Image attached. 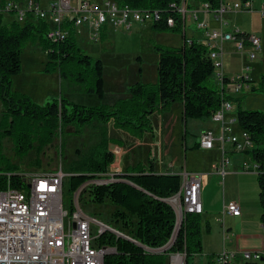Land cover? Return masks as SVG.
<instances>
[{
	"label": "trees",
	"instance_id": "16d2710c",
	"mask_svg": "<svg viewBox=\"0 0 264 264\" xmlns=\"http://www.w3.org/2000/svg\"><path fill=\"white\" fill-rule=\"evenodd\" d=\"M114 1L121 7L158 10L166 17L174 16L178 22L176 28L161 24L153 25V29L183 33L179 16L169 9L180 0ZM190 1L210 4L212 10L220 4V0ZM189 8L193 9L190 5ZM3 19L4 15L0 13V102L4 109L0 120V190L26 188L19 175V166L4 153L6 138L12 139L15 156L22 160L33 150L40 155L69 126L76 128V135H80L85 127L98 126L101 142L70 168L73 174L70 190L75 193L99 175L109 173L115 163V155L109 148L107 126L110 122L130 136L143 138L154 132L150 117L169 112L175 104L183 105L185 120H201L211 119L223 102L222 91L209 83L214 68L208 58V48L197 39L188 44L184 36L181 47L155 46L158 62L154 84L138 82L129 86L128 97L112 106L77 104L62 93L45 104H39L31 96L13 90V79L22 72V55L29 44H38L47 55L45 72L59 73L60 80L75 86L72 89L75 94L104 98L103 62L84 52L73 35L63 42H51L47 38L49 26L44 21L20 24L13 20L7 25ZM249 35L243 32L238 38L246 39ZM250 88L252 93L264 94V74L258 82L252 81ZM226 99L238 104L239 128L248 132L253 142V148L246 154L259 165L256 175L264 228V111L243 110L242 98L226 96ZM115 178L111 184H92L87 189L94 204L102 205L108 201L119 208L113 215L114 220L136 242L111 232L100 235L97 244L115 251L105 257L104 264H167L171 254H184L186 264H191L190 257L203 253L204 226L200 215H187L173 246L164 253L154 252L166 246L174 233L176 215L166 200L180 190V175L160 174L155 168L140 163L128 167L123 174H116ZM205 231L211 232L208 226ZM217 256H207L204 264H217Z\"/></svg>",
	"mask_w": 264,
	"mask_h": 264
},
{
	"label": "built area",
	"instance_id": "2783aa9c",
	"mask_svg": "<svg viewBox=\"0 0 264 264\" xmlns=\"http://www.w3.org/2000/svg\"><path fill=\"white\" fill-rule=\"evenodd\" d=\"M255 1L220 0L216 10H212L207 3H203L200 9H190L189 0H180L178 4L169 6V9L179 16L184 36L189 16L197 28L204 31L200 42L209 50L208 58L214 68L213 76L222 91L223 102L211 117V121L219 126V131L216 133L208 130L202 134L200 147L204 150L218 147L221 150L223 160L216 172L222 178L226 176L230 164L225 149L227 144L233 146L237 152L246 153L253 148L249 133L235 128L238 121L232 112L236 102L226 99V96L235 99L242 92L250 91L251 68L247 66L241 74L228 78L224 72L225 46L232 44L235 54L247 56L250 61H255L263 50L262 38L259 35L250 34L248 38L243 39L238 38V34L243 33L241 30L228 31L229 23L225 16L254 11L264 16V4L261 3L258 9ZM0 13L13 14L14 21L20 24L40 20L46 22L49 26L47 38L54 43L63 42L71 35L75 38L86 36L88 42L98 43L102 41L108 27L116 31H130L134 24H163L176 28L178 23L174 16L166 17L162 11L121 7L114 0L103 3L92 0H53L48 7H44L40 0H0ZM206 15H211L219 28L210 29L208 21L204 18ZM191 40H187V43L190 44ZM228 86L233 88L232 92L227 91ZM258 169L256 162L252 166L244 164L245 172L256 174ZM19 175L26 185L24 190L12 187L0 190V264H104L105 257L115 251L97 244L99 236L107 232V225L92 220L81 209L78 198L85 186L70 198L66 208L67 176L61 167L46 174ZM115 180V174L109 172L99 175L90 185H108ZM181 180L178 193L168 199L176 215L177 228L182 226L187 215L204 213L201 176L184 172L181 174ZM225 215L241 217L240 205L237 202L228 204L223 209V216ZM222 222L224 224V220ZM93 224L99 225V235L96 238H93L92 234ZM115 231L120 233L117 229L109 232L118 236ZM176 257L179 256L171 257V264H177L174 261ZM216 263L264 264V253L237 254L223 251L217 256Z\"/></svg>",
	"mask_w": 264,
	"mask_h": 264
},
{
	"label": "rangeland",
	"instance_id": "374dc122",
	"mask_svg": "<svg viewBox=\"0 0 264 264\" xmlns=\"http://www.w3.org/2000/svg\"><path fill=\"white\" fill-rule=\"evenodd\" d=\"M41 1L46 4L50 3L51 0ZM92 1L96 3H103L107 0ZM261 3L264 4V0H256V8L259 9V4ZM189 5L192 8H201L203 3L198 1L193 3L189 0ZM14 19L15 16L13 14H5L3 21L5 24L10 25ZM225 20L229 23V27L227 29L228 31L232 32L234 29H238L243 32L259 35L262 38L263 47L262 54L259 55L255 61H250L247 56L236 55L235 57L232 54H229L231 44H227L225 46L226 54L224 60L226 63V72L230 74L229 77H232L235 73L241 74L243 69L249 66L251 68L250 77L259 80L261 75L264 74V16L256 11L240 12L226 15ZM209 26L210 29L219 28V25L213 21L209 22ZM186 31L188 37L201 38L203 37L202 34H204V31L197 28L196 23L191 20L190 16L188 17ZM184 39V33L182 32H157L155 29H153V27L150 26V24L146 26L134 24L130 31H116L108 27L104 37L102 38V41L98 43L88 42V38L86 36L83 38L78 37L76 38V41L81 49H83V51L88 55L95 59L102 60L104 67V91L106 94V98L104 95L105 102L110 105H114L120 99H125L128 97L129 86L138 82L153 84L156 82V62L158 59L154 51L156 45L181 47L183 45ZM187 40H189V38H186V41ZM47 63L48 57L38 44H29L27 46L22 55V72L15 76L17 77L15 79V83L17 86H19L28 82L32 87L29 90L31 94L26 92L22 93L31 96L35 102H43V104L51 101L55 97L60 96V92H62L63 96L67 97L70 101L81 105L88 104L86 106H93L94 101H97V103L99 102L98 105L105 103L103 102L104 98H99L98 96L91 97L94 101H86V98L89 97L86 94H83V96L75 94L71 95V91L75 86L71 85L68 81L60 80L59 73H46L45 67ZM251 82L252 80L249 81V84ZM209 83L214 87L219 88L214 76H212V78L209 80ZM125 89L127 90L125 91ZM13 90L16 91L14 89V81ZM227 91L232 92L233 88L229 87L227 88ZM238 98H242L241 108L243 110L264 111V94L244 91L239 94ZM99 100L102 102L101 104ZM238 109V104L235 103L234 111L232 113L236 118ZM3 111L4 109L2 103L0 102V120ZM152 117L153 118L151 122L153 127L156 129V131L154 130L155 135L159 139L160 132L156 125L158 123L160 125L163 120L161 119L160 114L158 115V113L154 114ZM186 121L188 130L187 142L190 145L194 143V141H200L201 135L210 129L216 133L219 131V126L214 124V122L210 119H188ZM96 127L98 126L94 125L93 127H85L84 129H86L87 137L83 139L81 136L84 133V129L80 135H76V128L69 126L64 129L63 133H59L54 139V142L48 147H45L40 155H37L36 151L33 150L30 152L28 157L22 160L15 156L12 139L6 138L3 144L4 153L12 160L13 163L19 166V174L22 175H29L32 173L46 174L61 167L67 176L65 179V206L67 208L70 198L77 193L75 192L72 194L70 190V178L73 176V174L70 173V168L101 142L102 134L101 131ZM115 128L120 130L116 125ZM235 128L239 130V125H235ZM107 130L109 133L108 126ZM120 131L126 134L129 138H137L130 136L122 130ZM93 132L96 135L91 134ZM150 137L153 136L148 135V138ZM114 142L118 145H122V143H118L117 141ZM225 147L227 149L226 151L229 152L228 156L231 163L230 167H233L236 173L234 176L227 178L225 187H221L220 184H216L217 187H220V189L216 188V196H218L220 193L225 194L227 199L226 203L228 204V202L231 200L237 199L239 195H243V204H240L242 211L244 209L254 210L255 204L261 208L259 199L260 189L259 186L256 187L257 175L243 173L245 162L246 164L247 162H250V165H253L250 156L244 152H235L230 144H227ZM188 151L189 153H186L185 151L180 153V147L177 146V148H175L173 155L175 156L174 161L177 164L178 171L185 164L190 166L189 170L191 169V166L202 168L205 165L204 159L201 158L203 157L202 153H191V150ZM219 152H221L220 149L216 147V150L214 151L215 156L213 158L208 157V161L213 160L217 162V155ZM90 184L91 183L89 182L88 184L84 185L85 187L82 186L84 188L78 198L83 212L92 220L106 224L109 227L111 226L113 230L119 229L121 230L120 233L128 236L127 231L124 230L123 226L120 223L117 224L118 222H115L113 215L116 211L110 202L106 201L102 205H97L92 202L90 192L87 189L88 185ZM202 191L204 199H206V183L202 184ZM218 202L219 200L217 201V204ZM215 217L221 218L223 215L221 216L218 215V213H215L213 218L212 214L209 213L203 216V253L196 257H190L191 264H204L207 256L212 254L219 255L224 251L225 248L230 251L231 249L238 251L240 250L242 243L248 241L256 243L263 242L264 230L262 231L260 225L256 223V218L258 215H255L250 223L242 226L233 225L232 219H230V217H226L225 223L227 227L230 225L233 227L232 229H229V235L227 239H225L223 236L221 225L215 223ZM206 220L211 221L212 231L210 233L205 231ZM92 234L93 238H96L99 235L98 224L92 225ZM173 255L174 254H171V256L168 258L167 264H171V257ZM174 256H179V258L183 259L184 264L186 263V257L184 254Z\"/></svg>",
	"mask_w": 264,
	"mask_h": 264
},
{
	"label": "crops",
	"instance_id": "0c3cea01",
	"mask_svg": "<svg viewBox=\"0 0 264 264\" xmlns=\"http://www.w3.org/2000/svg\"><path fill=\"white\" fill-rule=\"evenodd\" d=\"M52 1L53 0H51L50 3L44 4L40 0V2L43 4L44 7H48ZM194 9H200V7H194ZM204 18L208 21V23L210 21H213L215 23V21L213 20L211 15H208V16L206 15V16H204ZM136 25L146 26L149 24H136ZM150 26L153 27L152 25H150ZM228 27H227V29H228ZM185 36H186V38L197 39L199 41L203 39V37H201V38L188 37L187 31L185 33ZM202 36H204V34H202ZM229 54H232L235 57L237 55L234 52V48H233L232 44L230 46V53ZM157 62H158V59H157ZM157 62H156V64H157ZM224 72L228 78H232L237 74V73H235L234 76L229 77L230 74L226 72V63H225ZM16 78L17 77H14V80H13L14 81V89L18 92L21 91V92L30 93L29 90L32 86L28 82L26 84H21V85L17 86L15 83ZM250 79L254 82L258 81V79H254L251 77H250ZM156 81H157V78H156ZM229 87L232 88L231 86H228V88ZM126 90L127 89H125V91ZM61 93L62 92H60V94ZM73 94H75V93H73L71 91V95H73ZM75 95L83 96V94H75ZM87 96H89V97L86 98V101H94L93 98H91L94 95H87ZM105 98H106V94H105ZM105 98H104L103 102H105ZM39 103L43 104V102H39ZM101 103L102 102L100 101V104ZM98 104H99V102L97 103V101H94L93 106H97ZM104 104L110 105L106 102ZM86 105H88V104H86ZM110 106H112V105H110ZM160 117L163 120V122L160 125H159V123L156 125V127L159 129V132H160L159 139L155 135V131H156L155 128H154V130H155L154 134H146L144 136V138H142V139H137V138L134 139V138H129L126 134H124L123 132H121L120 130L115 128L114 122H110L108 124L109 137H110L109 148H110V151L113 152L115 155V163L110 167L109 172L114 173L115 175L116 174H123V173H125V171L128 167H133V166H136L137 164L142 163L145 166H147L148 168H151V167L155 168V170L160 174H176V175L181 176V174L183 172H189L192 174L200 175L201 179H202L201 183L202 184L206 183V185H207L206 199H204L203 191H202V202H203V206H204V213L202 215H200L202 222H203V216L206 214H209V213L212 214L213 218H214L215 213H218V215L222 216L224 207H226L228 204H230L232 202H237L239 205L243 204V201H242L243 195H239L237 199L231 200L230 202H228V204L226 203L227 199L225 197V194L220 193V194H218V196H216V190L220 189V187H217L216 184H220L221 187L222 186L225 187L227 178L234 176L236 172L233 169V167H230V164H231L230 163L228 165V168L226 171L227 172L226 176L224 178H222L221 175L217 174L216 168L221 164V162L223 160V153L219 152V154L217 155V158H218L217 159L218 161L216 160L217 162H215L213 160L208 161V159H207L208 157L213 158L215 156L214 151L216 150V148L213 150H204L200 147L195 148V146L197 144H199V142H200L199 140L194 141V143H192L191 145L187 142L188 130H187V121L184 119L183 105L181 103L175 104L170 112L160 114ZM152 118L153 117H150V121H152ZM183 125H184V128H183ZM83 132L84 133L81 137H83V139H85L87 137L86 129H84ZM91 134L96 135L94 132ZM148 135H152L153 137L148 138ZM114 141H117L118 143H122V145H118ZM177 146L180 147V153H182L183 151H185L186 153H189L188 150H191V153H194V152L195 153L196 152L202 153L203 157H201V158L204 159L205 165L202 168L191 166V169L189 170L190 166L185 164L178 171L177 164L174 161L175 156L173 155L175 152V148H177ZM233 149H234V147H233ZM234 151L236 152L235 149H234ZM234 151H232V152H234ZM232 152H230V153H232ZM228 153L229 152L227 151V157L229 160ZM187 156H188V154H187ZM221 158H222V160H221ZM252 162L254 164L253 160H252ZM245 164H246V162H245ZM247 164H250V162H247ZM243 173L255 174V173H248L245 171H243ZM229 174H230V176H229ZM257 186H259L258 182H256V187ZM201 188H202V185H201ZM259 199H260V197H259ZM218 200H219V202L217 204ZM256 202H257V199H256ZM260 205H261V203H260ZM240 207H241V205H240ZM113 208L115 211H117L119 209L118 207H115V206H113ZM241 212H242V216L238 217V218H234V217L228 216V215H225L221 218L215 217V223L221 225L222 233H223V236L225 239L228 238L229 229L233 228L232 225L227 227V225L225 223L226 217H230V219H232L233 225L242 226V225H246L247 223H250L252 221V218L255 215H258V217L256 218V221H257L256 223L258 225H260V228L262 231L264 230L263 225L261 223L262 208L257 206V204H255L254 210L244 209L242 211V208H241ZM223 220H224V224L222 222ZM206 226H208L209 229L212 231L210 220H206L205 227ZM225 230H227V233H225ZM263 233H264V231H263ZM224 251H228V252H232V253L234 252L237 254L242 253V252H262V253H264V239H263V242H257L256 243V242L248 241V242L242 243L240 246V250H238V251H235L232 249L230 251L227 248H225Z\"/></svg>",
	"mask_w": 264,
	"mask_h": 264
},
{
	"label": "water",
	"instance_id": "95a60500",
	"mask_svg": "<svg viewBox=\"0 0 264 264\" xmlns=\"http://www.w3.org/2000/svg\"><path fill=\"white\" fill-rule=\"evenodd\" d=\"M86 184H88V183H86ZM166 202L168 203V200H166ZM180 229H181V227L177 228V226H175L174 233H173V235H172V237H171L169 243H168L166 246H164L163 248H161V249L154 250V252H155V253H164V252H167V251L173 246V244L175 243V240H176V238H177V236H178V234H179ZM110 230L114 232V230L111 229V227H108V226H107V232H109ZM115 233L118 234V237H121V238H124V239L130 240V241L136 242V241H134L132 238H130V237H128V236H126V235H124V234H122V233H119L118 231H115ZM177 255H178V254H177ZM185 257H186V256H185ZM186 259H187V258H186Z\"/></svg>",
	"mask_w": 264,
	"mask_h": 264
},
{
	"label": "bare ground",
	"instance_id": "6f19581e",
	"mask_svg": "<svg viewBox=\"0 0 264 264\" xmlns=\"http://www.w3.org/2000/svg\"><path fill=\"white\" fill-rule=\"evenodd\" d=\"M174 261L177 263V264H181L183 262V259L182 258H175ZM184 263V262H183Z\"/></svg>",
	"mask_w": 264,
	"mask_h": 264
}]
</instances>
